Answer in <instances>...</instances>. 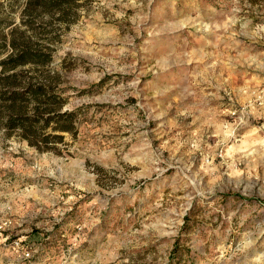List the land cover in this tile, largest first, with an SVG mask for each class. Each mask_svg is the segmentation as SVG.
I'll return each mask as SVG.
<instances>
[{"label":"rangeland","instance_id":"obj_1","mask_svg":"<svg viewBox=\"0 0 264 264\" xmlns=\"http://www.w3.org/2000/svg\"><path fill=\"white\" fill-rule=\"evenodd\" d=\"M81 2L74 133L0 128V264H264V0Z\"/></svg>","mask_w":264,"mask_h":264},{"label":"trees","instance_id":"obj_2","mask_svg":"<svg viewBox=\"0 0 264 264\" xmlns=\"http://www.w3.org/2000/svg\"><path fill=\"white\" fill-rule=\"evenodd\" d=\"M0 1V128L17 132L40 151L60 153L64 132L74 133L77 115L63 110L67 98L48 68L54 44L79 17L81 0H26L20 21Z\"/></svg>","mask_w":264,"mask_h":264},{"label":"bare ground","instance_id":"obj_3","mask_svg":"<svg viewBox=\"0 0 264 264\" xmlns=\"http://www.w3.org/2000/svg\"><path fill=\"white\" fill-rule=\"evenodd\" d=\"M262 255V254H261ZM261 255H260V257H261ZM263 255H264V252H263ZM258 256V255H257Z\"/></svg>","mask_w":264,"mask_h":264}]
</instances>
